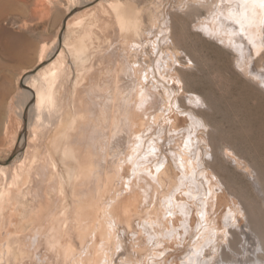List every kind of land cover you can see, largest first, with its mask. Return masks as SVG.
<instances>
[{"label":"bare ground","instance_id":"6f19581e","mask_svg":"<svg viewBox=\"0 0 264 264\" xmlns=\"http://www.w3.org/2000/svg\"><path fill=\"white\" fill-rule=\"evenodd\" d=\"M10 1L12 4L13 1L16 3L18 2L22 6V10L26 13V17L22 21L12 18L9 19L8 17V23L14 26V28L15 26L17 27V30L14 32H11L12 28H10V31V29L8 30L6 27L3 28L0 26V264H52V243H55L54 245L59 249H57V251H60L61 257H63L68 264L148 263L145 259L144 261L141 260L140 263L138 258L141 257H135L134 253H129V251L122 254L124 257H119L117 260L110 259L108 256H103L98 252V257L92 254L89 257V255L84 252L82 241L87 235H95L97 238H101L100 233L104 229L101 220L94 224L98 216L99 218L105 216L108 221L105 227L106 233L103 235L104 240L102 241L101 239L104 247L106 246V242L112 243V241L115 242V239L117 243L120 241H118L115 236L117 234H115L116 229L114 230V227L112 228L113 224L112 226L110 225L111 221L114 223L116 220L117 225H119L117 219L120 223L124 221L130 229L133 227L131 226V222H135V220L132 221V219L138 217L142 219L143 223L146 225V227H143L148 231L146 233L151 237L149 240L153 243L157 242L161 244L163 242L162 238L165 237L164 239H167V242L171 241L174 247L175 245H173V243L178 241L180 235L183 233L192 235L196 230V235H198L197 241H195V243L193 241L194 244L190 246L191 249H188L189 251L187 250V255L180 258L178 263L175 258L176 260L174 261H176V264H218L220 261L226 264V262L231 259L230 256L227 259V253H231V250H235L241 254L250 249V246L246 248L241 244L242 240L248 236L250 237V235H260L257 240L258 244H256V249L259 250L260 255L255 260V264H264V233L257 218L252 216L250 214L251 212L249 213L247 207L245 208L235 202L236 207L229 208L228 211L222 215L224 217L221 218L222 220L219 222H212L214 220L211 221V215L209 217L207 216V212H205L204 209H206V205L208 206L210 199L216 198L218 206L224 199V196H221L220 193H218V195L215 192V185L213 183L217 182L218 184V181L213 179L214 175L203 173L205 170L203 166L205 162H203V160H206L202 158L203 155L201 152H204V150L202 149V151H200L198 148L196 150V147H199V142L205 143L206 139L203 137L202 141H200L202 137L199 138V135L197 137L196 134L191 133L190 130L187 136H185L184 133H182L184 136L179 133L186 146L181 144L180 149L175 150L167 148L168 153L171 155L170 157L174 160L175 168L179 172H175L176 177L172 175L171 172L172 169H174L172 168L174 165L170 167L167 158H165V162L161 159L163 162L156 163V171H154L151 166L145 167L146 160L143 159L147 157L150 158V156L153 157L151 154L148 156V152L147 157L142 159L145 164H143L141 158H138V162L141 161L142 163H140L143 166V168L141 165V167L139 166L142 170L138 167L141 172L139 171V173L136 170L132 171L134 173V178L140 176L141 179L144 177L143 174L145 175L144 178H148L144 180L145 182L143 179L141 180L145 184V189L141 190L142 192L139 190L141 188H138L139 184L137 185L135 181L136 178L133 182H131V180L127 182L126 186L124 181H127V179L122 183L121 181L124 179L122 177L124 176L121 175L120 178L114 181L113 186L108 191L101 193L88 205L87 210L83 212V215L88 217L87 219L83 218L74 208L71 210L69 209L68 189L71 190L73 188L77 178L84 172L80 167H78V169L71 168L68 161H70L71 157L70 143L72 136L79 130V126L86 122L83 110L87 107L85 99V92L88 86L87 64L96 58V54H98L103 47L112 45L114 40L109 39L108 32L114 27L117 29L116 35H118V37L122 36L127 38L131 43H133L134 40L144 39L143 35L146 33L144 27L150 26V22L146 18L149 12L145 11L143 8L146 0L143 1L144 3L140 2V0H0V23L5 17L7 18L8 14L5 17L3 16L6 11L12 10V13H14L16 9L17 4H14L15 8L13 9L14 5L10 7L11 5L8 4ZM160 1L161 2L158 0L159 6L156 7L154 15L152 16H156L158 19L162 20L163 25L166 27L169 25L170 19L166 17L167 13L165 12V16L160 9L165 0ZM175 2L176 3H173L174 5L172 6L174 9L173 12H185L188 15L190 14L189 16H194V18L197 17L198 22L195 23L196 20L194 21L196 28L201 29L204 35L218 40L221 42L220 44L222 46L234 52L238 72L243 75L249 83L251 82V84L256 85V87L263 92L264 7L260 6L259 0H215L213 2L214 7L211 6L212 4L209 6L210 2L208 0H187L184 4H182L181 1L180 3L177 1ZM162 6L164 7V5ZM219 6H223L225 9H214ZM203 8H206L208 13L206 18H201L202 14L199 16L200 13L199 15L197 13L198 10ZM82 9L83 11L85 10V12L77 16L80 14L79 10ZM215 12H219L218 16L215 15ZM12 13H9V15ZM209 13L212 14V18L219 19V22L212 18L209 19ZM168 14H170L169 11ZM58 16L61 17L59 24L52 29V17L54 19ZM45 21H47V23H45ZM237 21H243V23ZM170 23L172 24V26L170 25L172 29L177 27V25L174 24L176 27L173 25L174 21ZM45 24L47 26L49 25L48 30H44V28H46ZM3 26H5V24ZM101 31H103L102 34H104L102 36L105 38H102L99 34ZM172 32L174 33V31ZM181 40L182 37L174 33L171 37L165 38L163 41L164 45L161 46V48L157 45L158 43L156 44L157 47L155 51L157 55L159 54L157 66L159 70L163 72L162 75L165 74L166 77L171 75L170 77L172 78V76L175 75L173 73L174 70L178 69L175 64L180 62L183 54V47L181 46L183 42H181ZM162 47H165V50L166 48L168 49L166 53L162 52ZM188 57L190 56L188 55ZM150 60L151 58L147 57L146 62H142L138 59L136 63V66L140 69V79H143L144 82H147L151 75L154 74L155 68L157 70V66L155 68L151 67L153 59L152 61ZM139 62L140 64L138 65ZM147 62H149L150 65L147 66L146 70ZM188 65L187 67L190 69ZM176 75L177 76L174 77L177 78L179 83L176 86V80L173 79V89L162 86L164 87L162 88L163 91L159 89L158 92H154L152 89L146 90L143 88L142 95L139 96L141 105L147 107L149 103V98L147 99V97L150 96L159 95L160 98H163V103L165 104L167 99L171 101L172 95L176 94L179 90H182V94H186L184 91L185 88L182 87L183 85H180L183 83L184 75L183 77L177 73ZM171 86L172 84L170 87ZM155 89H157V87H155ZM155 98L158 99V97ZM188 98L189 102H186L193 106V108H199L204 103L203 97L199 95L194 94ZM177 102L176 105L173 104V106H177ZM164 106L166 111H168V105L166 104ZM161 108L162 106H160V110ZM183 113L182 111V114ZM162 114L163 113L159 112L156 115L157 117L154 118L155 122L147 126L142 134L134 138L133 145L129 149L130 152L128 151L126 154L125 161L128 158L130 160V157L134 160L133 158L136 157V153L139 155L140 149L146 144V133H150L151 130L154 129L153 126H157L158 119L161 118ZM189 114L196 130L198 126L202 127L204 124L206 125V123L199 120L201 118H198V122H196L194 113L191 112ZM177 118L175 120H177ZM170 120L171 119L168 121L170 122ZM177 122L179 123L178 120ZM160 123L162 122L159 121V124ZM171 123H173V120ZM182 126H179V128ZM187 127L190 128L191 126L187 124ZM172 128L168 127V129ZM189 128H187V130ZM172 132H174V130H171V134ZM193 132L195 131L193 130ZM177 133L178 132H176V134ZM156 134L159 133L156 131ZM153 136L152 134V137ZM207 136L205 135V137ZM161 137L160 140H162ZM210 137L212 136L210 135ZM212 139L215 140L214 138ZM197 140H199L197 143L198 146L195 144ZM149 143L147 144V146L149 145L148 150L154 146L152 143ZM199 144L201 146V143ZM158 145H155V147H158ZM206 146L204 145V147ZM153 149L156 150L157 148ZM199 152L201 154H199ZM215 152L217 154L219 153L221 157L230 158L233 162L235 160L237 165L247 172L252 170H248L246 164L244 163V165L242 161L240 162V157L236 156L239 159L236 160V157L234 159L235 152L223 144H221ZM216 153H211L210 156L214 158L213 154L216 155ZM207 154L205 156H207ZM142 155H145L144 152ZM241 157H243L242 154ZM243 161L245 162V160ZM213 162L210 160L206 161L205 164H208L210 167V165H215L212 164ZM134 165L136 166L135 162ZM158 165H162L159 171H157ZM211 170H208V172H211ZM132 172L130 171L128 173ZM250 174L251 173H249V175ZM52 179L57 181L59 187L61 196L60 210L53 217L52 212H49L48 216L41 218L37 211L40 197L37 187L40 185L50 187L52 185ZM260 180L262 179L260 178ZM119 181L121 182L120 184H122L120 186L118 185ZM168 182L169 185L172 184V187L166 189ZM255 182L256 185L258 184V191L262 192L264 188L261 189V187L263 185H260L257 181ZM154 188L158 191L160 190L156 195L159 202L156 203V205H151V203L149 204L148 202V206L146 203L143 205V208L140 209L139 203L137 202L138 198H142L141 204H144V201L146 202L149 199L152 200V198H154L152 194ZM207 189L209 190L210 196L207 194ZM261 194L264 195V193ZM198 201L200 204H198ZM198 205H200V207ZM198 207L199 210L201 208L202 211H198ZM211 211L212 210H210V214ZM133 216L134 218H132ZM214 218L215 217H213V219ZM137 220L139 222V219ZM247 221L251 226L246 224ZM138 222L136 221L137 224ZM141 222L139 223L141 224ZM140 224H138V226H140ZM168 224H170L171 228ZM232 224H236V227L230 229ZM74 228L77 230H74ZM154 228L160 229H158V231L154 230ZM140 233H142V231ZM76 234L79 235L80 244L75 240ZM59 235H61L60 239L62 238V243L58 242ZM155 235H162V238L159 236L156 238ZM163 235L165 236L163 237ZM192 236H194V234ZM52 237H56L55 242L52 241ZM63 237L68 242L66 246L63 244V242L66 243L65 240L63 241ZM74 240L75 243L77 242L76 244L80 246V252L75 250L77 246L73 245ZM145 240L149 241L148 239ZM144 243L145 242L142 241L140 242V244L143 245ZM182 243H184V241ZM244 245H246V243H244ZM159 246L156 245V249L154 248V250L157 251ZM161 246H163V244ZM149 247L147 248L149 249ZM133 248L136 249L135 246ZM165 248L166 247H164V249ZM173 249L177 250V248ZM99 250H102V248ZM139 250L141 249L139 248ZM167 251L169 250L167 249L166 252ZM221 251L223 252L220 253ZM151 253L155 255L156 252ZM163 254H165V252ZM60 255L58 254V256ZM75 255L80 257L82 262L76 259L73 261ZM148 255L146 258L151 256ZM157 255L158 254H156V257ZM173 255L174 254L170 256ZM225 256L226 258H224ZM157 258H161V256ZM239 258L238 260H242ZM60 259L56 261L58 262L57 264L61 263L62 259ZM224 259H227V261L225 262ZM169 260L168 262L171 261ZM152 261L155 263V259ZM164 261L165 263L167 262L166 260Z\"/></svg>","mask_w":264,"mask_h":264},{"label":"rangeland","instance_id":"374dc122","mask_svg":"<svg viewBox=\"0 0 264 264\" xmlns=\"http://www.w3.org/2000/svg\"><path fill=\"white\" fill-rule=\"evenodd\" d=\"M143 1L144 0H140V2H143ZM175 1L179 3L181 1L182 4L187 2V0L186 1L184 0H180V1L179 0H174V1L165 0L162 3L164 7L161 5L160 9L163 11V14L165 16L167 13L166 17L170 19L169 25L165 27V25H163L162 20L158 19V17L156 16H152L154 15L155 9L156 7L159 6V2L161 1L159 0L158 2V0H146L145 4L143 5V8L145 11L149 12L146 18L150 22V26L148 25V27L147 26L144 27V31H146V33L143 35L144 39L134 40V42L131 43L129 42L130 40H128L127 38H124L122 36L118 37V35H116L117 29L114 27L112 28L113 30L111 29L108 32L109 39L114 40L112 45L110 46L107 45L103 47V49L100 50L98 54H96V58L92 62H90L91 64L90 63L87 64L86 70H87V75H88V86L85 92V99H86L87 107L83 110V113L86 117V122L80 125L79 130L75 132L74 135L72 136V140L70 143L71 157H70V161H68V164L71 168L78 169V167H80L81 170L84 172L77 178L76 183L73 185V188L71 190L68 189L69 209L71 210L74 208V210L78 212L83 218L87 219L88 217L83 215V212L87 210L88 205L93 200H95L101 193L108 191L113 186L114 181L120 178L121 175L124 176L122 177L124 179L122 181L120 180L122 183L125 179H127V181L126 180L124 181L125 185L130 180L131 182H133V180H135L136 177L134 178V173L132 171L136 170L138 172L139 171L141 172L142 169L140 167L142 166L141 165L142 162L143 164H145L146 162L145 167L151 166L153 167L154 171H156L155 169L156 163H161L163 161L165 162L166 160L165 158H167L169 160V166L172 167L174 165L172 168H174L175 171L174 169H172L171 172H172V175L175 176L176 175L175 172L177 173L179 172L175 168L174 160L170 157L171 155L168 153L167 148L175 150V149H180L181 144L183 146H186L185 142L183 141L182 136L179 135V133L180 134L184 133V135L187 136V133L190 130L191 133L196 134L197 137L198 135H199V138L202 137L200 141H202L203 137L206 139L205 143L199 142L201 143V146L198 143L199 140L196 141L195 144L197 145L198 143L199 145V147H196V150L197 148L200 149V151H202L203 149L204 152L203 151L201 152L203 155L202 158L205 159L206 161L211 160V162H213V159H214V162L212 164H215V165L214 166L210 165L209 167L208 164H205L206 161L203 160V162L205 163L204 165L202 163V165L205 167V170L204 171L202 170V171L204 174L210 173L214 175L213 179L218 181V184L217 182L216 183L212 182L215 185V192L217 194L220 193L221 196H224V199L218 206H217L218 201L216 198L210 199L211 203L209 202L208 206L207 205L205 206L206 209H204L205 212H207L206 213L207 216L209 217L211 215L210 217L211 221L214 220L212 222H216V221L219 222L222 220L221 218L224 217L222 215L225 212H227L229 208L236 207L235 202H237L239 203V205L244 206L245 208L247 207V210L249 209L248 210L249 213L251 212L250 214L257 218L260 226L262 227L263 233H264V220H263L264 219V203H263L264 195L261 194V193H264V189H262L264 188V91L262 92V90L256 87V85L251 84V82L249 83V81H247L246 78H244L243 75H241L238 72V69L235 63L236 57L234 56L235 55L234 52L222 46L220 44L221 42H219L218 40L212 39L209 36L204 35L201 29L196 28L195 23L198 22L197 17H195L196 18L195 19L194 16H189L190 14L188 15L185 12H181V13L173 12L174 9L172 6L174 5L173 3H176ZM208 1L210 2L209 6L212 4L211 6L214 7L213 2L215 0H208ZM15 3L16 2L13 1V4H12V2L10 1L8 4L11 5L10 7H12ZM16 4H17L16 9L18 12L16 11V9L14 10V13H12V10L6 11L7 13L5 12V15L3 16L5 17L8 14L7 18L5 17L2 20L4 22L1 21L0 23V26H2L3 28L6 27V29L8 30L12 28V31L10 29L11 32L16 31L17 27L15 26L14 28V26H11L8 23V17L9 19L12 18V19H17L19 21H22L26 17V13L22 10V6L18 2ZM15 5L13 6V9L15 8ZM220 8L225 9L223 6H219L218 8H214V9L220 10ZM168 11L170 14H168ZM84 12L85 10L83 11V9L79 10L80 14H78L77 16L82 15ZM9 13H12V14L9 15ZM197 13L198 15L200 13L199 16H201V14L202 16H204V17L201 16V18H206V15L208 14L206 8L198 10ZM218 14L219 12H215V15L218 16ZM173 15L175 16V18ZM192 17H193V20H192ZM211 18H212V14L209 13V19ZM60 19H61L60 16L54 19L52 17V20H53L52 29L58 26ZM212 19L216 21L219 20L215 18H212ZM171 21L172 22L174 21L173 25L174 24L177 25V27L174 25L176 28L172 29L171 27L172 24L170 23ZM45 23H47V21H45ZM4 24L5 26H3ZM45 27L46 28H44V30L45 29L48 30L49 25L48 26L46 25ZM167 28L169 29L170 33ZM172 31H174V33L182 37L181 42L183 43L181 46L183 47L182 48L183 54L180 60L181 63L177 62V64H175L177 65L180 71L178 69L174 70L173 73L175 75L172 74L173 76L171 78L170 77L171 75H168V77H166V75L165 74L162 75L163 72L159 70V67L157 66L158 61H159L158 59L159 54L157 55L155 50L157 47L156 46L157 43H158L157 45H159V48H161V46L164 45L163 41L165 40V38L171 37L174 34ZM102 32L103 31L99 32V34L103 38L104 36L102 35L104 33L102 34ZM167 50H168L167 48L165 50V47H162V52L166 53ZM186 53L190 57H188ZM147 57L151 58L150 61H152L153 59V64L151 65V67L155 68L157 66V70L155 68L154 74L151 75L150 79L147 82H144L143 79H140L141 78L140 69L136 66V63L138 59L142 62H146ZM154 62H157V63H154ZM139 64L140 62L138 63V65ZM148 65H150L149 62H147L146 70H147ZM187 65L190 67V69L187 67ZM176 73L181 75L182 77L184 75L183 83H181L180 85H183L182 87L185 88L184 91L186 92V94L184 93L182 94V90H179L176 94L172 95V98L170 99L171 101H168L167 99V102L165 104L163 103L164 102L163 98H160L159 95L150 96V97H147V99L149 98L148 102L149 103L151 102L150 105L149 103L147 104L148 108L143 107L141 105L139 96L142 95L143 88L146 90L152 89L154 92H158L159 89L163 91L162 88L164 87L162 86H165V88L173 89V84H174L173 79L176 80V83H175L176 86L179 83V81H177V78L174 77V76H177ZM171 84L172 86L170 87ZM155 87H157V89H155ZM194 94L203 97L205 104L203 103V105H201L199 108L197 107L193 108V106L188 104L187 103L189 102L188 97L193 96ZM155 97H158V99H156ZM174 99H175V102H174ZM176 102L178 104L177 106H175ZM166 104L168 105L167 106L168 111H166V108L164 106ZM173 104L175 105L173 106ZM160 106H162L161 110H160ZM182 111L184 112L183 113L184 115L182 114ZM190 111L194 113L196 122H198L197 120L198 118H201L199 120H201L203 123H206V125L204 124V126L202 127L200 126L201 128L198 126L196 130L195 126H193L194 123L193 121H191L192 119L189 116L190 115L189 113H191ZM159 112L163 113L161 115V118L158 119L162 123L159 124V121H158L157 126L156 125L153 126L154 129H152L150 133H146L145 135V137L147 138V139L145 138L146 144L144 145L142 144L143 147L140 149V153H139V155L143 157H140L136 153L135 155L136 157L133 158L134 160H132L130 157V160L128 158L125 161L126 154L128 151L130 152L129 149L133 145L134 138L142 134L143 130L147 126L155 122L154 118L157 117L156 115ZM176 118L181 125L177 122V120H175ZM169 119H171L170 122L168 121ZM172 120H173V123H171ZM166 124H168L169 126ZM187 124L191 127L190 128L187 127ZM179 126H182V127L179 128ZM168 127L169 128L171 127L172 129H168ZM187 128L189 129L187 130ZM171 130H174L172 134H171ZM193 130L195 132H193ZM156 131L159 134H156ZM175 131L178 133L176 134ZM160 132H163V133H160ZM174 133H175V136H174ZM152 134L154 135L153 137H152ZM205 135L206 136L208 135L209 137L211 135L212 137L210 138L208 136L205 137ZM160 137L162 140H160ZM212 138H214L215 140H213ZM158 140H160L161 142ZM158 142L162 144L163 146L160 145ZM148 143L149 144L152 143L154 145L149 149L150 151L148 150V146H149V145L147 146ZM208 144H211V145H208ZM218 144L220 145L223 144L231 148L232 151L235 152L234 159L236 156L240 157V159L236 157V160L239 159L240 162L242 161L243 164L244 163L246 164L248 170L250 169L252 170H250V172L249 171L247 172L245 171V169L240 168L235 162V160L233 162V160H231L230 158L229 159L224 158V157H221L219 153L217 154L215 151H217L218 147H220V145ZM155 145L156 146L158 145V147H155ZM204 145L206 147H204ZM144 146L145 148L147 146V148L145 149ZM210 146L212 147V149ZM153 148H157V149L155 150ZM157 151H159L160 153ZM207 151H208V154H207ZM143 152L145 155H142ZM148 152H149L148 156H150L151 154L153 155V157L151 156L150 158L147 157ZM201 153L199 152V154ZM211 153H214V154L216 153V155L213 154L214 158L210 156ZM206 154L207 156H205ZM241 154L243 157H241ZM144 157H147V158H144ZM207 157L209 158V160ZM138 158L139 159L141 158V161L144 158L143 160H146V161L145 162L140 161L141 162L140 163L138 162L139 161ZM161 159H163V161ZM243 160H245V162ZM133 161L135 162L136 166L134 165ZM246 161L249 165L246 163ZM253 169L258 170V171H255ZM208 170H211V172L210 171L208 172ZM130 171L132 173H128ZM245 172H246V175H245ZM249 173L251 174L249 175ZM258 174L260 177L258 176ZM143 176L145 177L144 174ZM144 177L140 179V176H137L135 180L137 182V185L139 184L138 188L139 187L141 188L139 189L140 192H142L141 190L145 189L144 180L148 179ZM260 178L262 180H260ZM142 179L144 182L141 181ZM120 181L118 182L119 186L122 185L120 184L121 183ZM255 181H257L260 185H263L262 187L260 186L261 189L263 190V191L261 190L262 192L258 191L257 189L258 184L256 185ZM168 185H169V182L167 183L166 189H169L170 187H172V184L169 186ZM221 185L224 187H222ZM153 190L154 191H152V194L154 198H152V200H155V199L156 200L152 201L151 199H149L146 202L144 201V204L143 203L141 204L142 198H138L139 201L137 200V202L139 203L138 205L140 206V209H142L143 205H145L146 203H147L146 205L148 206L150 203L151 205H156V203L159 202L156 198L157 197L156 195L158 192H160V190L158 191L155 188ZM37 191L39 192V195H40L38 205H37V211L39 213V216L41 218H45L46 216H48L49 212H52V217H53L60 210V205H61V196L59 192V187L57 185V181L55 179H52V185L50 187L40 185L37 187ZM153 192L156 194H154ZM207 194L209 195V190L207 191ZM198 204H200L199 201H198ZM198 206L200 207V205ZM199 207L197 209L198 211L201 210V208L199 210ZM210 210H212L211 214H210ZM213 217L215 218L213 219ZM132 218H134V216ZM137 219H139V222L142 221L141 224L138 222ZM100 220L104 227L103 231L100 233L101 238L100 237L97 238V236L95 235L93 236L87 235L82 241L84 252H86L89 255V257L91 256V254L95 257H98L97 256V252H98V253H101V255L103 256H108V258L110 259L117 260L119 257H124L122 254L129 251V253H134L135 257H141V258H138L140 263H141V260L144 261L145 259L148 261V263L147 262L145 263L150 264L153 262L152 260L155 259V263L153 262L152 264H160V263L161 264H167V263L171 264L172 262L176 264L175 263L176 261L178 263L180 258L185 257L187 255L188 251L191 249L190 246L193 245L195 241H197L198 239V235H196L197 232L195 230L193 233L194 236H192L193 234L188 235V233H183L180 236L178 235L179 237H178V241L176 242L177 244L173 243V245H175L174 247L172 246L171 241H169L170 242L169 244V242H167L168 240L164 239L165 235H163L164 238L161 237L162 235H155V236L156 238L158 236L162 238L163 242L166 241L164 242L166 244H164L163 242L161 244H158L157 242H155L156 243L155 244L149 240L151 237L148 236L146 233L148 231L145 229L146 225L143 223V220L138 217H135V219H132V221L135 220V222H131L132 224L131 226L133 227H131L130 229L127 227L124 221H121L120 223V221H118L117 219V223H119V225L116 224V220L114 223L111 221L110 225L112 226L113 224L112 228L114 227V230L116 229L115 234H117L115 236L118 239V241L120 240L119 242L121 243L119 242L117 243V240L115 239V242L114 241H112V243L106 242V246L104 247V244L101 242V239L102 241L104 240L103 235H105L106 233L105 227L108 224V221L106 220L105 216H101V218H99L98 216L97 221L95 220L94 224L98 223V221ZM136 221L138 222V224H140L141 227L138 226ZM124 224L126 228L124 227ZM246 224L248 226H251L249 225L250 223L248 221L246 222ZM168 225L170 226V224ZM235 227H236V224H232L230 229L235 228ZM75 229L76 228H74V230ZM158 229L160 228H156V229L154 228V230H158ZM141 231L142 233H140ZM141 234H142V237L144 236L143 238L141 237ZM60 237L61 235H59L58 242L62 243V238L60 239ZM258 237H260V235H250V237L248 236L245 239H243L241 244L246 248L250 246V249L241 254H239L235 250L233 251L231 250L230 251L231 253L229 252H228L229 254L227 253V259L229 258V256L231 259H229L228 261L227 259H224L225 262L227 261L226 264L227 263L228 264H241L242 261H243L242 264H255V260L260 255L259 250L256 249V244H258L257 243ZM52 238H53L52 241L55 242L56 237L55 238L52 237ZM145 239H148L150 242ZM64 240L65 238L63 237V241ZM75 240L78 241L79 244L81 243L79 241V235L77 234L75 235ZM75 240L73 244L77 246L75 247V250L80 252L81 248H79L80 246L76 244L77 242L75 243ZM141 241L147 244L144 243L145 245L144 246L143 244H140ZM183 241L184 243H182ZM65 242L66 243L63 242V244H65L66 246L68 242L67 240H65ZM244 243H246V245H244ZM52 244H53L52 249L55 251L54 253V251L52 250V253H53L52 254V264L54 263L57 264L58 262L56 261L57 260L59 261L60 258L62 260L60 259L61 263L59 264H68L65 262V259L61 257L60 251H57L58 247L54 245L55 243H52ZM162 244L163 246H161ZM156 245L157 246L160 245L159 246L160 249L159 248L157 249L158 253L156 250H154V248L156 249ZM132 246L133 247L135 246L136 249L133 248ZM138 247L141 250H139ZM147 247H149V249ZM164 247L166 248L164 249ZM101 248L102 250H99ZM173 248H177V250ZM167 249L169 251L166 252ZM151 252H154V253L156 252V253L154 255ZM164 252L165 254H163ZM222 252L223 251H221L220 253ZM57 253L60 256H58ZM143 253H144V256H143ZM156 254H158L157 257L161 256V258H157ZM172 254L174 255L170 256ZM147 255L148 256L151 255L150 257H148L150 260L146 258ZM75 256L73 257L74 258L73 261L76 259L82 262V260H80V257H77V256L75 257ZM239 257L242 260H238ZM169 258L171 261L169 260ZM224 258H226V256ZM164 260H166L167 262L165 263ZM168 260L170 262H168ZM222 263L225 264L222 261H220V263L218 264H222Z\"/></svg>","mask_w":264,"mask_h":264},{"label":"snow or ice","instance_id":"6c2138e0","mask_svg":"<svg viewBox=\"0 0 264 264\" xmlns=\"http://www.w3.org/2000/svg\"><path fill=\"white\" fill-rule=\"evenodd\" d=\"M259 3H260V6L261 7H264V0H259ZM238 7H239V5H238ZM237 22H239V23H243V21H237ZM160 167H162V165H158L157 166V171H159V168Z\"/></svg>","mask_w":264,"mask_h":264}]
</instances>
